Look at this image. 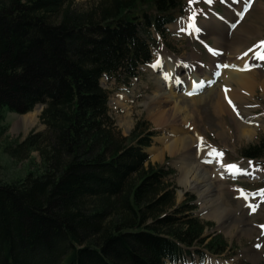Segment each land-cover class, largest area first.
Segmentation results:
<instances>
[{
  "label": "trees",
  "instance_id": "obj_1",
  "mask_svg": "<svg viewBox=\"0 0 264 264\" xmlns=\"http://www.w3.org/2000/svg\"><path fill=\"white\" fill-rule=\"evenodd\" d=\"M185 0H0V135L5 114L42 105L45 130L4 148L40 171L0 181V264H178L228 246L206 236L195 198L176 203L170 170L151 165L155 133L142 120L128 136L109 114L102 77L126 85L150 62V31ZM264 168V138L241 152Z\"/></svg>",
  "mask_w": 264,
  "mask_h": 264
},
{
  "label": "rangeland",
  "instance_id": "obj_2",
  "mask_svg": "<svg viewBox=\"0 0 264 264\" xmlns=\"http://www.w3.org/2000/svg\"><path fill=\"white\" fill-rule=\"evenodd\" d=\"M91 1L97 0H75L78 4ZM213 1L216 3L215 10L213 9L215 6H212L211 2L204 3L203 0L187 2L185 19L192 18L194 14V18L198 21L189 20L186 23L199 22L202 25L203 22V26L199 24L202 29H197V38L201 42L207 43L210 49L222 52L219 56L213 55L211 52V59L215 56L218 57L216 63L226 60L223 55H229V52L233 53L236 50L233 48L234 46H241L237 50L239 51L237 52L238 63L246 60L241 69L245 71L248 60L252 56V58L256 57L252 47L258 45L259 42H263L264 45V0H255L251 10L236 27H234L236 24L235 14L239 15L242 9L240 7L247 0ZM198 3L208 4L206 6L208 9L196 6ZM225 16L229 19L224 20ZM209 17H214L213 19L217 20L213 23L214 25L210 20L212 18ZM205 19L208 20L205 21ZM182 23L183 21L177 23L178 25L167 27L164 36H159L151 31L149 36L152 61L149 65L140 67L137 78L127 86L119 85L114 80L106 78L100 80L101 88L109 93L110 116L122 135H127L139 120L150 125L155 132V137L151 147L146 151L149 162L152 165H163L173 171L174 174L169 177V180L177 188V203L184 200V194L195 197L197 210L194 215L203 223L212 224L206 229V235L212 237L219 235L228 246V251L221 256L222 258L207 255L203 263L198 261L191 250V255H185L186 257L184 256L180 264H264V171L258 164L240 158L244 149L257 144L261 138H264V92L260 90V82L264 79V68L253 65L254 69L249 73L254 74L255 87L248 92L249 94L240 96L239 108L234 113L221 112L217 114L213 108V103L218 97L216 90L221 85L220 78L216 77H220L221 71L219 76H213L216 79L211 80V83H215L214 87L208 88L210 83H207V87L204 88L205 91L201 95H194V92L185 95L187 82L177 86L173 90V98L180 110L179 122L161 125L155 123L158 117L157 108L167 104L165 103L167 99L155 100V95L158 94L156 89L164 90L169 86L168 83L160 81L158 71H154L151 65L154 64L159 70L161 65L166 66L169 60L173 59L175 64L183 69L188 65L187 62L189 63L190 59L187 57L191 54L198 57V60L200 59L205 66L211 63L208 49L194 44L192 31L183 30ZM220 35H224L223 40L216 44L215 40ZM193 63L197 64V61L193 60ZM202 68L200 79H205L208 74L204 78L202 76L209 68H204V70ZM230 68L232 67L227 69L231 70ZM233 71H236L235 68ZM183 78L184 81L185 79L187 81L186 76L183 75ZM212 89L213 91H211ZM187 95H190V98L194 95L196 100L191 101ZM35 109L30 113H33ZM124 110H127L128 113L126 119ZM30 113L25 115L5 114L4 122L1 124L5 128V133L0 135L1 182L12 183L24 179L29 170L39 169L38 171H40V160L36 153L30 154L26 160L17 161L4 152L7 145L15 141L21 142L30 132L44 131L45 128L39 121V114L31 124L20 120L21 117ZM126 120L131 122L129 129L123 126V122ZM179 138L186 139L184 145H187L183 146V149L178 146L179 149L175 148L173 154L163 149L165 146H174L171 141H176ZM161 150L163 152L155 158ZM188 152L192 154L193 165L198 168L196 173L204 176L207 180V187L212 195L211 202L207 203L204 198H200L199 192L191 190L189 186L180 182L181 171L185 167L182 160ZM216 153H222V155H216ZM232 165H235L236 168L230 169L229 166ZM236 169L240 171H236ZM224 171L241 173L235 176L223 174ZM258 244L260 247H256ZM225 257L230 258L223 260Z\"/></svg>",
  "mask_w": 264,
  "mask_h": 264
},
{
  "label": "bare ground",
  "instance_id": "obj_3",
  "mask_svg": "<svg viewBox=\"0 0 264 264\" xmlns=\"http://www.w3.org/2000/svg\"><path fill=\"white\" fill-rule=\"evenodd\" d=\"M212 18V17H209ZM214 18V17H213ZM210 19L212 20V24L215 23V19ZM229 19L227 16L224 17V20ZM208 19H205V21ZM226 22V21H224ZM211 24V23H210ZM202 26H203V22H202ZM246 34V33H245ZM223 36L224 35H220L219 38H217L215 40L216 44H219L222 42L223 40ZM249 36V35H248ZM222 38V39H221ZM242 38V37H241ZM221 39V40H220ZM242 40V39H241ZM232 43V42H231ZM230 43V44H231ZM240 44V43H239ZM215 48H217V46H215ZM234 50L233 53L229 52V55H223V58L226 59L223 62H225L224 64H222L220 66V68L217 69H213L215 67H217V63L216 61L218 60V57H214L211 61V63L208 64V77L205 79H200L201 77V68L202 65L200 64L198 58L195 57L194 54L189 55L187 58L190 59L189 63L187 62V66L186 67H182L180 68L179 66H177L175 64V61L173 59L169 60V63L166 64V66L161 65L159 67V70H157V68L155 67L154 64H152V68L154 69V71H158L157 73L160 75V81H164L165 83H168V88L167 89H156L157 93L156 99H167L165 101V103H167L165 106H162L161 108H157V119L155 120V123L161 125V124H167V123H178L179 122V107L177 106V102L175 101L174 97V93L173 90L183 84L187 82V88H185L184 94H188V93H193L195 92V90L200 91V89H204L205 87H207V83H211V80H213V76L215 75H220L219 72H221L220 75V80H221V85H219L218 89L216 90L217 92V98L213 103V108L215 110V112H217V114L219 113H229L232 114L235 111H237V109L239 108V103L241 101V95L247 94L249 91H251L252 89H254L256 81L255 79H253L254 74L253 73H246L243 70H241L243 68V64L246 62V60L244 59L243 61H241L240 63H238L239 61V56L237 55V50H239L241 48V46L239 47L234 46L233 47ZM236 51V53H235ZM261 51L258 52V54ZM228 53V52H227ZM213 55H217L219 56V54L217 53H212ZM260 58L261 56H256L254 58L250 59L249 63L250 65H259L262 68H264V62H260ZM193 60H196L198 65L195 66V64H193ZM165 62H167V60H164ZM264 61V60H263ZM220 64V63H219ZM229 67L231 70L227 69ZM161 68V69H160ZM235 68L236 71H233ZM193 72V73H192ZM251 72V71H250ZM162 73V74H160ZM182 73V74H181ZM191 73V74H190ZM186 76L187 81L184 78ZM157 80V79H156ZM159 81V80H158ZM213 82V81H212ZM190 83V85H189ZM225 85V86H223ZM258 85V84H257ZM256 85V86H257ZM260 90L262 92H264V79L260 82ZM199 88V89H196ZM215 89V88H213ZM213 89L211 91H213ZM210 91V92H211ZM155 92V93H156ZM209 92V93H210ZM249 94V93H248ZM196 97V96H195ZM184 99V98H183ZM182 99V100H183ZM191 101L196 100V98H194V95L189 98ZM125 111V116L124 118L126 119L128 116L127 110ZM39 113V107L35 109V111L33 113H30L27 116H23L20 118L21 121H26L28 124H31L33 122V119L38 115ZM236 114V113H235ZM181 118V116H180ZM184 119V118H183ZM123 126L126 129H129L131 126V122L129 120H126L123 122ZM193 129V127H192ZM185 138H179L176 141H171V143L174 144V146L170 145L169 146H165L163 149L167 150L170 154H173V152L175 151V148H177L178 146H181V149H183V146L185 144ZM179 149V148H177ZM161 152H163V150H161L159 152V154L155 156V158H157ZM192 154L191 153H187L182 162L185 165V167L182 169L181 171V183H183V185L189 186L191 188V190L193 191H197L199 192L200 198H204L205 201L211 202L212 200L210 199L212 197L211 195V191H209V188L207 187V180L204 178V176L202 175H198L197 170L198 168L196 166L193 165V158L191 157ZM226 172V173H225ZM239 173V174H238ZM227 172L224 171L223 174H227V175H240L241 172ZM209 197V200H207Z\"/></svg>",
  "mask_w": 264,
  "mask_h": 264
},
{
  "label": "snow or ice",
  "instance_id": "obj_4",
  "mask_svg": "<svg viewBox=\"0 0 264 264\" xmlns=\"http://www.w3.org/2000/svg\"><path fill=\"white\" fill-rule=\"evenodd\" d=\"M261 58H264V56H262ZM213 151H215V150H213ZM216 155H222V153H216ZM229 168L230 169H235L236 166L235 165H232V166H229ZM236 171H240V170L239 169H236ZM256 247H260V245L258 244V245H256Z\"/></svg>",
  "mask_w": 264,
  "mask_h": 264
}]
</instances>
